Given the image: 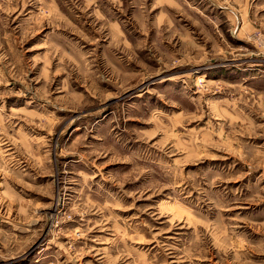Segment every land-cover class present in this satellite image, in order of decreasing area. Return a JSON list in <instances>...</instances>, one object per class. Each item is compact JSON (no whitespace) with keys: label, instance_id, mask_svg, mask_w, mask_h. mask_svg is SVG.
Masks as SVG:
<instances>
[{"label":"rangeland","instance_id":"1","mask_svg":"<svg viewBox=\"0 0 264 264\" xmlns=\"http://www.w3.org/2000/svg\"><path fill=\"white\" fill-rule=\"evenodd\" d=\"M0 264H264V0H0Z\"/></svg>","mask_w":264,"mask_h":264}]
</instances>
